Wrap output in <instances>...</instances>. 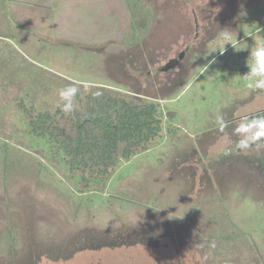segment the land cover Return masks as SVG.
Listing matches in <instances>:
<instances>
[{
    "label": "rangeland",
    "instance_id": "374dc122",
    "mask_svg": "<svg viewBox=\"0 0 264 264\" xmlns=\"http://www.w3.org/2000/svg\"><path fill=\"white\" fill-rule=\"evenodd\" d=\"M123 3L125 30L109 20L102 50L91 44L95 31L52 30L44 12L24 14L32 19L23 34L12 14L0 13V264H33L38 256L39 264H86L87 255L63 258L83 234L111 235L89 257L101 264H264V193L231 172L221 197H196L191 182L177 178L197 181L201 167L238 153L264 167V146L242 151L236 136L220 137L230 129L222 120L232 118L236 129L264 115V90L248 89L242 76L264 40V0ZM59 12L66 22V9ZM186 44L199 45L200 56L188 58L186 79L167 89L176 69L165 64ZM70 85L79 89L74 110L95 86L158 102L160 135L107 176L69 168L45 138L29 134L27 119L43 111L66 116L58 90Z\"/></svg>",
    "mask_w": 264,
    "mask_h": 264
},
{
    "label": "trees",
    "instance_id": "16d2710c",
    "mask_svg": "<svg viewBox=\"0 0 264 264\" xmlns=\"http://www.w3.org/2000/svg\"><path fill=\"white\" fill-rule=\"evenodd\" d=\"M138 98L142 99L126 98L95 86L84 95L79 109L66 116L59 110L28 116L29 134L45 138L51 149L61 153L69 168L87 172L91 177H104L119 161L148 150L160 135L162 112L158 102ZM160 247L163 246L159 243L153 246ZM68 257L71 256L66 254L63 258Z\"/></svg>",
    "mask_w": 264,
    "mask_h": 264
},
{
    "label": "flooded vegetation",
    "instance_id": "af4514ba",
    "mask_svg": "<svg viewBox=\"0 0 264 264\" xmlns=\"http://www.w3.org/2000/svg\"><path fill=\"white\" fill-rule=\"evenodd\" d=\"M182 46L183 48L178 53V55L175 58H170L169 60H167L165 64L169 66L173 65L172 68H168L167 70L176 69L175 73L173 74L169 73V76L167 77L168 82L166 83V88L170 90H172L173 87H175L176 85L180 86L181 85L180 81H183L186 79V77L184 78L183 74H187V70L190 68V65L186 66L187 63L190 64V62H195L197 57L200 56L199 54L200 51H198L199 45L191 46V45L186 44ZM188 58H190L191 60L190 62L188 61ZM250 97L254 98V96H250ZM261 117H264V115ZM222 121H224L223 125L229 126L230 129L221 133L220 137L229 136L231 138H234L236 136L237 142H238L241 137L235 133L234 120L231 118V119H224ZM198 140H200V138H198ZM191 150H192L191 152H195L193 148H191ZM238 154L233 155L231 159L223 158L220 161L219 160L215 161L213 164L209 165L208 167L207 166L201 167L200 174H199L200 176L198 177L197 181L194 180V177L190 179L189 177H187L188 175H185L187 179L189 178L186 181V178H183L182 173L179 174L178 172H176L179 175V176L177 175V178L179 180H182L183 183L181 182V184L183 186H186L187 184L191 182L190 183L191 191L194 196L196 195V197L197 196L208 197L209 195H212V194H215L214 196L218 198L221 197V195L224 194V188L226 186V181L228 180L227 175L231 172L235 173L237 178L244 179V182H247L248 185L250 184V186H254L257 189V191L264 193V181L262 180L264 179V167L260 166L261 159L259 158L255 160L256 162L255 161L252 162L250 159L246 157L245 158L243 157L241 159L238 156ZM216 159H219V158H216ZM189 175L194 176L195 173L190 172ZM104 237L109 239V241L113 240L111 238V235L110 237H106L105 235L99 239H96L95 237H91V235L89 237L88 235L83 234L82 236L77 237V238L82 239V241L79 243V246L72 248L71 251L66 254L71 257L87 255L88 261L86 264H101V262L99 261V258L89 260V257L91 255L97 254L98 252L102 250L101 247H103L104 243L106 242V239ZM113 237H116V236L113 235ZM91 238H95V239H91ZM72 239H75V238H72ZM168 239L176 240V237L171 236ZM90 240H94L98 242L91 241L93 242L91 243ZM177 242H179V246H180L181 241L178 240ZM29 254H32V256L34 257L38 255L36 252H30ZM38 260H39V256L37 257V261L34 262L33 264H39ZM179 260H181V256L179 257ZM139 264H142V263H139ZM161 264H171V263L162 262ZM179 264H182V263L180 262Z\"/></svg>",
    "mask_w": 264,
    "mask_h": 264
},
{
    "label": "crops",
    "instance_id": "0c3cea01",
    "mask_svg": "<svg viewBox=\"0 0 264 264\" xmlns=\"http://www.w3.org/2000/svg\"><path fill=\"white\" fill-rule=\"evenodd\" d=\"M64 2L65 3H59V0H3L2 11L0 13H2L3 17L8 20H10L8 14H12L13 19H15L18 24L22 25V29H18V31H21L23 34V31H26V27H28V23L32 19L28 18V16L24 19V16L30 13H38V15H43L42 12H44L47 16L46 20L48 21L50 19V22L53 24L52 30H79L84 32L95 31L98 33V39L95 40L96 43L91 44L95 48L100 49L101 47L104 48V46H106L101 43H106L105 38L107 36V25L109 20H114V24L116 25L114 31L121 33V31L125 30L124 25L127 23V20L124 19L121 23L118 21V17H120L122 14H127V11L125 10V3H123L124 0H64ZM60 6L62 9L65 8L67 15H69L66 22L60 21ZM122 6L124 9L121 13L118 11V9L121 10ZM16 7H19V20L15 18L17 12ZM108 8L110 9V13L108 12ZM34 18L35 22L39 21L36 17ZM59 22L66 23L67 26L64 24L59 26ZM24 23L25 25H23ZM25 34L27 35L26 39L31 36L27 32H25ZM101 37L102 39H100ZM21 38L22 37L20 36V40ZM20 44L22 45L25 43Z\"/></svg>",
    "mask_w": 264,
    "mask_h": 264
},
{
    "label": "clouds",
    "instance_id": "9594fccd",
    "mask_svg": "<svg viewBox=\"0 0 264 264\" xmlns=\"http://www.w3.org/2000/svg\"><path fill=\"white\" fill-rule=\"evenodd\" d=\"M251 57L252 63L247 65L248 71L242 75L246 87L251 90H264V40L257 42V46L251 52ZM78 91L76 86L71 85L58 90L61 102L58 106L61 111L71 113L74 110L73 102ZM235 133L241 137L237 144L239 150H247L253 144L264 146V117L245 118L236 127Z\"/></svg>",
    "mask_w": 264,
    "mask_h": 264
}]
</instances>
